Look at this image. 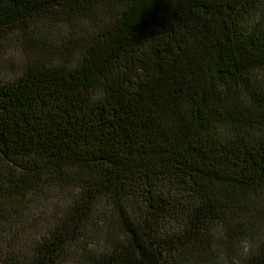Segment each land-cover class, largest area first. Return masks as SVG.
Masks as SVG:
<instances>
[{
    "label": "trees",
    "instance_id": "1",
    "mask_svg": "<svg viewBox=\"0 0 264 264\" xmlns=\"http://www.w3.org/2000/svg\"><path fill=\"white\" fill-rule=\"evenodd\" d=\"M0 264H264V0H0Z\"/></svg>",
    "mask_w": 264,
    "mask_h": 264
}]
</instances>
